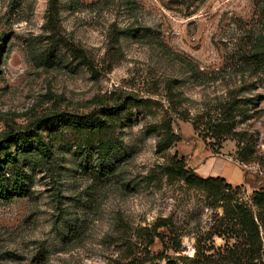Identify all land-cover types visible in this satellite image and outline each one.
Returning a JSON list of instances; mask_svg holds the SVG:
<instances>
[{
  "label": "rangeland",
  "instance_id": "374dc122",
  "mask_svg": "<svg viewBox=\"0 0 264 264\" xmlns=\"http://www.w3.org/2000/svg\"><path fill=\"white\" fill-rule=\"evenodd\" d=\"M1 143L0 264H264V0H0Z\"/></svg>",
  "mask_w": 264,
  "mask_h": 264
},
{
  "label": "trees",
  "instance_id": "16d2710c",
  "mask_svg": "<svg viewBox=\"0 0 264 264\" xmlns=\"http://www.w3.org/2000/svg\"><path fill=\"white\" fill-rule=\"evenodd\" d=\"M71 3H74L75 0H70ZM51 6L54 4V0H50ZM151 43L159 46L162 48L161 43L157 40V38H152ZM257 53L256 55H253L254 58L258 57ZM114 111H109L108 116L115 115ZM52 122H55L59 127L61 126H70L74 128L75 130H78L79 132H82L84 130H89V131H97L99 133H103V131L108 127V122L105 120H102L100 118H96L95 116H85V117H78V116H68V115H56L51 118ZM36 138V141L38 143L36 149L39 151L44 152L45 154L48 153V149L45 144H43L38 135H33L28 134V133H18L13 135V137L10 139L9 143H17V144H27L31 139ZM178 139L171 133V130L169 127H167V133H166V138L159 142L157 144L156 149L160 152L163 149L168 148L171 146L174 142H176ZM8 143H1L0 144V150L7 148ZM99 150V157L101 159L106 158L105 154V145L100 144L98 146ZM8 163V161H4L0 163V173L2 174L4 172L5 166ZM178 166V171L177 173L179 176L188 184H192L195 186H200V187H217L215 185H222L224 184V179L219 178V177H207V178H202L198 175H196L193 172H186L183 170V163L182 160L177 163H175ZM100 172V173H99ZM97 174L102 175V173L106 172V175L111 174V169H102L100 170ZM3 177V176H1ZM22 182H23V176L22 175H17L15 178V184H16V191L11 194L7 195L4 193L2 187H0V199L2 200H10L14 197H19V198H24L28 195L27 191H25L22 188ZM227 186V185H226ZM229 186H227L228 188ZM251 203L253 207L256 210L255 216L248 210H246L243 206L237 205L235 209L233 210V214L235 218L239 219L243 226H245L247 229V232L249 236L258 238L259 240V228L262 229L263 235H264V188L260 189L259 191L253 192L252 193V199ZM257 220V223L255 221Z\"/></svg>",
  "mask_w": 264,
  "mask_h": 264
}]
</instances>
